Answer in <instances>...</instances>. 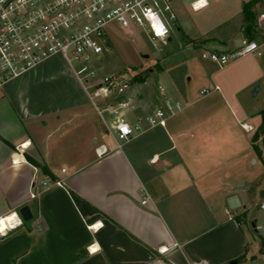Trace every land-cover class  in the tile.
<instances>
[{
    "label": "crops",
    "instance_id": "1",
    "mask_svg": "<svg viewBox=\"0 0 264 264\" xmlns=\"http://www.w3.org/2000/svg\"><path fill=\"white\" fill-rule=\"evenodd\" d=\"M244 1L171 0L168 44L201 53L189 58L195 74L167 77L144 98L131 91L129 114L167 100L182 109L168 112L166 126L143 123L102 156L96 145L105 134L90 121L88 95L65 58L0 88V218L22 219L0 232V264H264V234L258 249L250 231L260 234L257 218L264 221L251 212L264 200V150L258 154L252 140L264 110V21L253 34L261 56L222 66L202 57L247 39ZM234 194L240 206L231 209ZM23 206L31 219L20 216Z\"/></svg>",
    "mask_w": 264,
    "mask_h": 264
},
{
    "label": "built area",
    "instance_id": "2",
    "mask_svg": "<svg viewBox=\"0 0 264 264\" xmlns=\"http://www.w3.org/2000/svg\"><path fill=\"white\" fill-rule=\"evenodd\" d=\"M166 12L175 18L171 0H0V88L44 61L62 55L114 140V143H100L96 147L98 155L109 153L112 144L116 149L122 148L144 130L143 123L150 127L166 126L168 112L175 114L182 106L167 100L165 106L133 118L129 114L134 106L129 77L119 73L99 76L94 65L104 61L101 56L111 51L108 27L113 23L126 29L143 28L152 40L168 44ZM263 21L264 11L258 14L257 28ZM249 54H263L257 40L244 39L243 45L234 51L211 47L202 53V57L222 66L231 59ZM214 89L218 90L219 86L215 85ZM210 91L204 88L201 94ZM44 184L62 185V181L46 180ZM254 205L264 209V200L256 201ZM21 223V218H14L4 229L0 228V232L5 233ZM255 227L264 229V221ZM160 250L164 252L167 248Z\"/></svg>",
    "mask_w": 264,
    "mask_h": 264
},
{
    "label": "rangeland",
    "instance_id": "3",
    "mask_svg": "<svg viewBox=\"0 0 264 264\" xmlns=\"http://www.w3.org/2000/svg\"><path fill=\"white\" fill-rule=\"evenodd\" d=\"M169 12H166V14ZM108 35L111 40L112 46L111 51L104 53L101 57L104 59L102 62H97L94 67L96 68L99 76L110 73L125 74L129 77L131 82V91L135 96L144 98L146 91L152 89V85L157 91V83L167 79V77H176L177 80L181 79L186 81L187 76L194 75L193 64L190 63L189 58L201 56V53H195L192 49H187L179 46H172L170 44H164L160 40H152L149 35L143 30L136 26L130 28H122L119 24L113 23L108 27ZM203 41H198L201 44ZM61 58L59 61H65L62 55H57ZM174 58L181 59L180 62H173ZM160 65L163 69H160ZM149 74V79H147L146 84H141L134 81V77L137 74ZM191 88H196L198 86L197 78H194ZM82 90L81 86L79 85ZM159 91V90H158ZM84 93V92H83ZM175 101L173 97H169ZM139 100V99H137ZM165 106V102L164 105ZM85 108L88 109L89 119L93 121L97 129L101 132V135L105 134L103 139L104 142H112L114 140L111 135L106 134L105 124L103 120L94 109L92 103L88 100ZM179 116V115H178ZM108 124H110V119L106 115ZM101 143L99 139L96 146ZM260 195V194H259ZM251 212L264 213V209L257 207H252ZM263 221L260 217L257 218V224H262ZM251 231V234L255 236V248L262 245V236L264 234V229L260 230V234Z\"/></svg>",
    "mask_w": 264,
    "mask_h": 264
},
{
    "label": "trees",
    "instance_id": "4",
    "mask_svg": "<svg viewBox=\"0 0 264 264\" xmlns=\"http://www.w3.org/2000/svg\"><path fill=\"white\" fill-rule=\"evenodd\" d=\"M264 2V0H245L242 5V15L244 20V34L246 35L247 40H254L253 34L257 31V16H258V6L260 3ZM149 74H137L134 77V81L141 83L145 82ZM262 122L259 127L256 129L253 134L252 140L254 144V148L256 149L258 154H262L264 150V110L261 111ZM261 139L263 148L260 147L257 142ZM46 170V166H41Z\"/></svg>",
    "mask_w": 264,
    "mask_h": 264
},
{
    "label": "water",
    "instance_id": "5",
    "mask_svg": "<svg viewBox=\"0 0 264 264\" xmlns=\"http://www.w3.org/2000/svg\"><path fill=\"white\" fill-rule=\"evenodd\" d=\"M243 37L240 35L239 37H237V39L233 40L231 45L229 47H227V50H232L234 51L236 48L241 47L243 45ZM256 90H258V88H256ZM246 186H238L236 187V190H240L243 189ZM228 204L229 207L231 209H235L238 208L240 206V201H239V197L237 194L232 195L231 197H229L228 199ZM19 214L20 216L23 218V220H29L33 217L32 213H31V209L29 208V206H23L20 210H19Z\"/></svg>",
    "mask_w": 264,
    "mask_h": 264
},
{
    "label": "bare ground",
    "instance_id": "6",
    "mask_svg": "<svg viewBox=\"0 0 264 264\" xmlns=\"http://www.w3.org/2000/svg\"><path fill=\"white\" fill-rule=\"evenodd\" d=\"M15 216L13 214L8 215L7 217H3L0 222V228L4 229L6 225H8V222H12V219H14Z\"/></svg>",
    "mask_w": 264,
    "mask_h": 264
}]
</instances>
